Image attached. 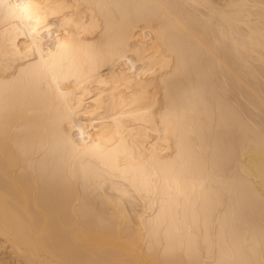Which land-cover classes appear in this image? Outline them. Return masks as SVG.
Masks as SVG:
<instances>
[{"label": "bare ground", "instance_id": "1", "mask_svg": "<svg viewBox=\"0 0 264 264\" xmlns=\"http://www.w3.org/2000/svg\"><path fill=\"white\" fill-rule=\"evenodd\" d=\"M0 264H264V0H0Z\"/></svg>", "mask_w": 264, "mask_h": 264}]
</instances>
